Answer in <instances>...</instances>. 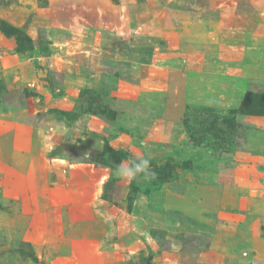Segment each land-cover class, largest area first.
<instances>
[{
	"label": "rangeland",
	"instance_id": "rangeland-1",
	"mask_svg": "<svg viewBox=\"0 0 264 264\" xmlns=\"http://www.w3.org/2000/svg\"><path fill=\"white\" fill-rule=\"evenodd\" d=\"M263 13L0 0L6 52L36 63L0 74V264H264V114L242 109L264 94ZM107 147L149 158L155 179H119Z\"/></svg>",
	"mask_w": 264,
	"mask_h": 264
},
{
	"label": "crops",
	"instance_id": "crops-1",
	"mask_svg": "<svg viewBox=\"0 0 264 264\" xmlns=\"http://www.w3.org/2000/svg\"><path fill=\"white\" fill-rule=\"evenodd\" d=\"M3 43L4 42L0 39V74L2 71L4 72V73L3 72L2 73L5 74V80L6 81H11V79L14 77L17 79H20L24 73V71H23L24 65L23 64L29 65V66H31L32 63L36 64L34 61L35 59L34 58H31V59L26 58V60L25 59H18L17 55H12L10 52H6L7 47ZM1 51L3 52V54H1ZM28 61H30L32 63H29ZM246 63L249 64L248 62H246ZM253 63H256V65H255L256 68L254 70L257 71V73H255L254 78H256L257 80L264 81V58L262 57V55H260L258 57V59L256 61H254ZM28 156L30 157V155H28ZM258 158L262 159V157H258ZM247 165L248 166H246V165L243 166V168L240 172V177L241 178L243 177L244 183L246 182V179H251L254 182L255 179H257V175L253 170L250 169V165L248 163H247ZM246 167L248 169H246ZM234 174H235V172H234ZM235 177H236V174H235ZM200 186L201 185H199L198 189L200 188ZM206 187H209L211 192L216 191L217 194L220 193V189H222V187L219 184H215V183H213L211 185L204 186L203 188H206ZM206 204H207L206 201L203 200V204L200 207V209L202 211H205V212L207 211V208L205 207ZM243 242L247 243V244H245V248L247 250H249V248H248L249 247L248 237H244ZM249 253H250V250H249ZM212 258H216L219 260L221 259L217 255H215ZM227 263L228 264H250V262L244 261L238 255H236V256L234 255L233 257L230 256L229 260H227Z\"/></svg>",
	"mask_w": 264,
	"mask_h": 264
},
{
	"label": "clouds",
	"instance_id": "clouds-1",
	"mask_svg": "<svg viewBox=\"0 0 264 264\" xmlns=\"http://www.w3.org/2000/svg\"><path fill=\"white\" fill-rule=\"evenodd\" d=\"M114 174L119 179L129 182L138 179L150 181L156 177V173L151 168V161L146 157H139L131 161H122L115 167Z\"/></svg>",
	"mask_w": 264,
	"mask_h": 264
},
{
	"label": "trees",
	"instance_id": "trees-1",
	"mask_svg": "<svg viewBox=\"0 0 264 264\" xmlns=\"http://www.w3.org/2000/svg\"><path fill=\"white\" fill-rule=\"evenodd\" d=\"M255 108H258L255 111ZM242 109L244 112L251 114L257 112V114H264V94L263 96H258L253 93H248L246 98L243 101ZM107 152L109 156L116 162H120L122 160H128L130 158V153L127 150L123 149H114L111 147H107ZM132 159H130L131 161ZM167 169V173H168ZM157 173L159 171L157 170Z\"/></svg>",
	"mask_w": 264,
	"mask_h": 264
},
{
	"label": "built area",
	"instance_id": "built-area-1",
	"mask_svg": "<svg viewBox=\"0 0 264 264\" xmlns=\"http://www.w3.org/2000/svg\"><path fill=\"white\" fill-rule=\"evenodd\" d=\"M32 85L34 86L35 84H34V83H32Z\"/></svg>",
	"mask_w": 264,
	"mask_h": 264
}]
</instances>
